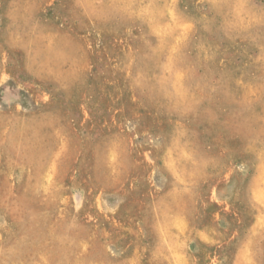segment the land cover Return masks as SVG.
Masks as SVG:
<instances>
[{
	"label": "rangeland",
	"instance_id": "374dc122",
	"mask_svg": "<svg viewBox=\"0 0 264 264\" xmlns=\"http://www.w3.org/2000/svg\"><path fill=\"white\" fill-rule=\"evenodd\" d=\"M263 85L264 0H0V264H264Z\"/></svg>",
	"mask_w": 264,
	"mask_h": 264
},
{
	"label": "bare ground",
	"instance_id": "6f19581e",
	"mask_svg": "<svg viewBox=\"0 0 264 264\" xmlns=\"http://www.w3.org/2000/svg\"><path fill=\"white\" fill-rule=\"evenodd\" d=\"M137 1V0H136ZM121 2V1H120ZM123 2V1H122ZM217 2V1H216ZM128 3V2H127ZM212 3V2H211ZM241 3V2H240ZM123 4H125L126 5V3H123ZM151 4V3H150ZM242 4V3H241ZM122 5V4H121ZM128 5V4H127ZM124 6V5H123ZM157 6V5H156ZM161 6V5H160ZM135 7V6H134ZM241 7V6H240ZM125 8V7H124ZM143 8V7H142ZM160 8V7H159ZM243 8V7H242ZM242 8H240V9H242ZM122 10V9H121ZM143 10V9H142ZM244 10V9H243ZM119 11V10H118ZM170 11V10H169ZM177 11V10H176ZM120 12V11H119ZM128 12V11H127ZM96 13V12H95ZM247 13V12H246ZM126 14V13H125ZM128 14V13H127ZM136 14H137V12H136ZM153 14V13H152ZM158 14H160V13H158ZM104 15V14H103ZM245 15V14H244ZM126 16H128V15H126ZM142 17V16H141ZM242 17V16H241ZM254 17V16H253ZM108 18V17H107ZM179 19H181V18H179ZM164 20V19H163ZM167 20H169V19H167ZM237 20V19H236ZM178 21V20H177ZM242 21V20H241ZM124 23V22H123ZM137 23V22H136ZM176 23V22H175ZM230 23V22H229ZM168 24V23H167ZM232 24V23H231ZM238 24V23H237ZM109 26V25H108ZM179 27V26H178ZM177 27V28H178ZM179 30H181V29H179ZM165 32V31H164ZM84 33V32H83ZM170 34V33H169ZM178 35V34H177ZM247 35V34H246ZM181 36V35H180ZM148 37V36H147ZM176 37V36H175ZM256 39V38H255ZM142 40V39H141ZM147 40V39H146ZM148 41V40H147ZM253 42V41H252ZM8 44V43H7ZM131 44V43H130ZM256 44V43H255ZM173 45V44H172ZM171 45V46H172ZM259 50V49H258ZM152 59H153V57H152ZM258 59V58H257ZM262 59V58H261ZM169 60V59H168ZM174 60V59H173ZM182 60V59H181ZM171 61V60H170ZM171 64V63H170ZM196 64V63H195ZM174 66H176V65H174ZM198 67V66H197ZM199 68V67H198ZM215 70V69H214ZM183 72V71H182ZM178 74V73H177ZM196 74V73H195ZM97 75V74H96ZM179 75V74H178ZM229 77V76H228ZM188 79V78H187ZM180 80V79H179ZM238 82V81H237ZM264 86V85H263ZM175 87L176 88H179V86L175 83ZM252 88V87H251ZM193 96V95H192ZM199 97V96H198ZM194 98V97H193ZM191 99V98H190ZM186 100V99H185ZM193 100V99H192ZM191 100V101H192ZM190 101V100H189ZM190 101V102H191ZM248 101V100H247ZM158 106V105H157ZM208 106V105H207ZM169 109V108H168ZM191 109V108H190ZM30 110V109H29ZM187 111V110H186ZM183 112H185V111H183ZM10 122V121H9ZM135 123V122H134ZM227 124V123H226ZM238 133V132H237ZM187 141V140H186ZM246 146V145H245ZM17 147V146H16ZM189 148V147H188ZM246 151V150H245ZM111 152V151H110ZM197 158V157H196ZM111 160V159H110ZM35 165V164H34ZM23 168V167H22ZM168 173V172H167ZM194 175V174H193ZM204 175V174H203ZM199 176V175H198ZM194 178V177H193ZM43 179V178H42ZM188 180V179H187ZM16 181V180H15ZM57 186V185H56ZM44 188V187H43ZM157 188V187H156ZM188 195V194H187ZM178 197V196H177ZM191 198V197H190ZM175 200V199H174ZM122 201V200H121ZM30 205V204H29ZM18 209V208H17ZM182 214V213H181ZM180 214V215H181ZM182 216V215H181ZM22 218V217H21ZM133 218V217H132ZM74 220V219H73ZM176 220V219H175ZM58 226V225H57ZM173 228V227H172ZM100 234V233H99ZM74 236V235H73ZM78 237V236H77ZM77 239V238H76ZM259 245V244H258ZM260 247V246H259ZM68 249V248H67ZM260 249V248H259ZM45 259V258H44ZM136 260V259H135ZM159 260V259H158ZM253 260V259H252ZM53 262V261H52ZM160 262V261H159Z\"/></svg>",
	"mask_w": 264,
	"mask_h": 264
}]
</instances>
